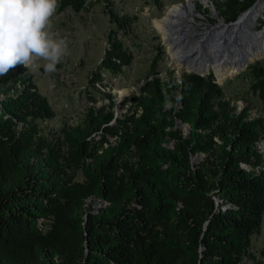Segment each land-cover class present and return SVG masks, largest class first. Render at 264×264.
I'll return each instance as SVG.
<instances>
[{
  "label": "trees",
  "instance_id": "obj_1",
  "mask_svg": "<svg viewBox=\"0 0 264 264\" xmlns=\"http://www.w3.org/2000/svg\"><path fill=\"white\" fill-rule=\"evenodd\" d=\"M104 1L111 27L88 76L100 87L132 62L136 20ZM87 6L57 0L56 12ZM158 73L153 63L119 116L111 95L88 97L76 124L47 136L38 123L55 112L29 68L0 77V264H262L250 242L264 217V117L230 106L211 74ZM247 76L263 100L264 57Z\"/></svg>",
  "mask_w": 264,
  "mask_h": 264
},
{
  "label": "rangeland",
  "instance_id": "obj_2",
  "mask_svg": "<svg viewBox=\"0 0 264 264\" xmlns=\"http://www.w3.org/2000/svg\"><path fill=\"white\" fill-rule=\"evenodd\" d=\"M82 1L84 5H88L86 9L79 12L69 8L61 12L55 11L45 28L49 38L65 39L68 44L65 55L57 65V71L45 73L43 66L46 61L38 57L34 58L33 65L29 68L38 91L45 96L55 112L54 117L38 123L40 133L45 136L62 124L71 126L76 124L82 113L91 105L88 97L94 99L95 106H100L107 104L104 97L107 93L111 95L112 111L115 110L116 116L126 112L129 105L126 100L135 94L141 84V78L153 63L162 79L167 80L170 76L179 79L183 73H192L183 69L184 61L179 69L174 59L175 56L171 53L170 43L174 46L177 43L170 39H180L176 29H168L167 38H163L162 33L154 25V22L162 19L171 7L185 4L187 0H157L158 3L154 0H109L111 8L118 14L136 16V20L130 26L129 33L124 39V45L133 54V60L123 68L120 76L110 77L103 72V86H91L88 76L100 62L106 34L111 24L108 22L109 6L104 0ZM193 1L192 20L188 23L190 28L182 29L181 33L184 31L185 36L195 38L194 40L197 41L188 40L184 46L186 50L184 52H189L191 49L193 52L196 42H203L205 50L208 39L204 40L199 37V34L205 30L216 29L220 24V19L226 26L233 25L252 7L258 9L259 13L250 31L259 32L264 28V0H239L235 1L234 7L231 6V8H228L229 0ZM227 33L228 39L225 41L231 44L234 36H230L229 31ZM262 55H258L257 58L253 57L242 68L220 81L217 80L213 71L208 72L217 80L230 106L237 111L248 108L252 117H264V99L261 100L252 93L247 72L253 66L262 65L264 52ZM121 91H126L125 95L118 98V92ZM179 129L183 132L184 127ZM256 148L264 158V139L257 142ZM98 202L100 201L87 199L85 205L97 209L95 205ZM250 251L264 264V217L259 233L251 237Z\"/></svg>",
  "mask_w": 264,
  "mask_h": 264
},
{
  "label": "bare ground",
  "instance_id": "obj_3",
  "mask_svg": "<svg viewBox=\"0 0 264 264\" xmlns=\"http://www.w3.org/2000/svg\"><path fill=\"white\" fill-rule=\"evenodd\" d=\"M193 8L194 1L187 0L185 4L171 7L162 19L154 22L155 27L162 33L163 38H167L168 29H176L180 36V39H170L177 43L175 46L168 42L179 69H181V63L184 61L183 69H186V71L192 69L198 71L205 70L207 73L213 71L217 80L220 81L242 68L253 57L257 58L258 55H262L264 52V28L259 32L250 31V27L259 13L255 7L245 12V15L242 14L243 16L236 23L230 24L231 26H226L224 21L222 22V19H220V24L216 29L214 28L211 31L205 30L199 34V37L204 38V40L208 39L205 50L202 45L204 44L203 42H196L193 52H191L192 49L189 52H184L183 44L187 40H191L192 37L185 36L184 31L183 33L181 32L182 29L190 28L188 23L192 20ZM221 28L223 29L221 30ZM227 31L230 32V36H234L231 44L229 41H225L228 39ZM199 48L203 51L204 56H206L205 58L198 55ZM194 55L197 58H193ZM125 92H118V98H122Z\"/></svg>",
  "mask_w": 264,
  "mask_h": 264
},
{
  "label": "clouds",
  "instance_id": "obj_4",
  "mask_svg": "<svg viewBox=\"0 0 264 264\" xmlns=\"http://www.w3.org/2000/svg\"><path fill=\"white\" fill-rule=\"evenodd\" d=\"M56 9L57 0H0V77L30 68L37 57L46 61L45 73L57 71L68 44L45 31Z\"/></svg>",
  "mask_w": 264,
  "mask_h": 264
},
{
  "label": "water",
  "instance_id": "obj_5",
  "mask_svg": "<svg viewBox=\"0 0 264 264\" xmlns=\"http://www.w3.org/2000/svg\"><path fill=\"white\" fill-rule=\"evenodd\" d=\"M207 38H209V37H207ZM195 38H192L191 40H194ZM188 41V40H187ZM194 41H197V40H194ZM198 41H200V40H198ZM186 45V42L183 44V46L182 47H184ZM183 49V48H182ZM200 49V50H199ZM198 50H199V53H198V55L200 56V57H202V58H205L206 56H204V53H203V51H201V48H199ZM184 51V50H183ZM186 51V50H185ZM193 57H196V56H193ZM228 60V59H227ZM239 70V69H238ZM190 72H192V73H196V74H198V75H207L208 73L205 71V70H200V71H198V70H189ZM216 81V83H217V80H215ZM116 117V113H115V110H114V112H113V118H115ZM176 127H184V130H183V132H182V135H185L186 134V132H187V129H188V125L186 124V123H182L178 118H176ZM202 156V154L201 153H195V154H193L191 157H190V162L193 164L199 157H201ZM214 200H215V203L217 204L218 202H219V199L216 197V196H214ZM103 204V202H98L95 206L96 207H100L101 205Z\"/></svg>",
  "mask_w": 264,
  "mask_h": 264
},
{
  "label": "built area",
  "instance_id": "obj_6",
  "mask_svg": "<svg viewBox=\"0 0 264 264\" xmlns=\"http://www.w3.org/2000/svg\"><path fill=\"white\" fill-rule=\"evenodd\" d=\"M256 144H257V142H256Z\"/></svg>",
  "mask_w": 264,
  "mask_h": 264
}]
</instances>
